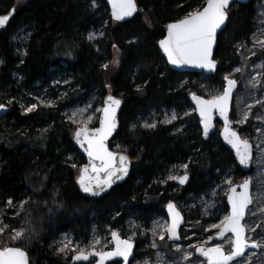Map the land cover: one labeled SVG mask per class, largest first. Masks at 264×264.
<instances>
[{
    "label": "trees",
    "instance_id": "1",
    "mask_svg": "<svg viewBox=\"0 0 264 264\" xmlns=\"http://www.w3.org/2000/svg\"><path fill=\"white\" fill-rule=\"evenodd\" d=\"M259 1L229 7L227 24L216 39L217 69L205 75L169 69L157 44L170 22L202 8L206 0H135L138 12L119 23L111 19L105 0H95V7L94 0H26L19 6H15L16 0H0V16L10 15L0 28V103L8 107L0 118V209L9 199L19 205L29 201L19 215V205L0 215L1 225L6 227L2 244L25 250L29 264H72L74 252H58L62 235L71 238L72 247H86L94 236L107 242L116 231L124 238L133 237L135 258L140 242L132 222L146 225L152 216L164 215L168 201L189 203L214 189L215 219L226 214L229 185L225 178L238 184L249 171H242L220 142L218 124L203 140L194 111L184 114L191 108L188 95H217L223 89L224 74L244 61ZM20 25L27 28V36L22 51L16 53L12 35ZM89 33L96 38L90 41ZM114 56L119 63L108 72L102 64L110 65ZM55 69L68 74L69 98L53 107L37 103L34 111L25 114L14 96L16 87L6 88L13 83L12 71L30 86L46 82ZM108 93L121 100L118 128L108 146L128 155L130 172L123 183L101 197L90 198L76 184L85 159L73 144L77 126L63 112L78 103L91 105L88 111L94 116L89 127H95L96 109ZM173 111L181 119L159 123ZM145 122L157 126L144 128ZM184 163L189 164V180L177 186L167 177L174 165ZM187 210L182 213L184 218ZM198 225L202 227V223ZM21 228L24 238L11 241L13 230ZM215 230H207L204 236L209 238Z\"/></svg>",
    "mask_w": 264,
    "mask_h": 264
},
{
    "label": "snow or ice",
    "instance_id": "2",
    "mask_svg": "<svg viewBox=\"0 0 264 264\" xmlns=\"http://www.w3.org/2000/svg\"><path fill=\"white\" fill-rule=\"evenodd\" d=\"M233 0H206L203 8H195L184 16V18L167 25V36L159 41V48L163 50L164 55L167 57V62L175 67L189 66L194 68L204 69L208 72L216 70V62L213 59V49L216 43L217 31L221 30L222 26L228 18V8ZM112 6V18L116 21L123 20L125 17H130L137 11L134 0H109ZM95 7V0L93 2ZM9 20V16L5 15L0 17V27H3ZM146 21L151 26L150 20ZM102 35V33H101ZM90 41L96 38L95 33H89L87 37ZM134 41H129L133 43ZM112 47L119 52L118 45L113 44ZM264 52V39H254L253 49L250 50L251 55L257 54L256 50ZM251 57H245L250 59ZM114 61L118 64L119 60L114 57ZM109 67L108 63L102 64L105 70ZM257 67H261L257 65ZM235 72H241L242 69L237 67ZM224 80L226 85L223 92L211 96L209 99H203L195 93H191V99L196 105L195 111L199 113L200 123L203 128V135L205 138L209 137V132L213 127L212 115L213 112L219 113L220 117L224 120V131L222 133L224 140L229 144L236 153L239 164L247 167L253 158V145L247 138L241 137L235 130H232L228 116L229 103L232 98L234 89L238 81L236 79L225 76ZM59 83V81H57ZM68 83V81H64ZM248 83L257 88L261 84V80L257 76H252ZM45 107H53V101H41ZM120 100L115 99L112 95H108L104 100L102 108H97V112L102 115L99 120L100 126L95 129H90L88 124L92 121V115H85L87 108L77 109L69 116V121L77 125L74 133L75 142L80 145L88 156V163L80 168V175L77 180L81 190L84 193H89L93 196L99 195L101 192L110 188L116 180H121L128 174L129 159L125 155L112 153L106 147V140L112 135L117 127L116 124V110L120 106ZM255 104L264 107V100L257 99ZM254 104H249L248 109L242 114L240 120L236 123L244 124L248 121L251 109ZM22 107H24L22 105ZM37 108L36 104L29 105L25 108V114L34 111ZM6 110L5 105L0 104V111ZM185 116L190 115L185 112ZM79 117V119H77ZM181 119V117L173 111L169 117L159 123L170 124L173 121ZM257 121L264 124V116L257 115ZM157 123L145 122L142 127L148 129H155ZM135 128V125H133ZM45 131H47L45 129ZM179 131V129H178ZM257 132L264 135L261 129ZM86 146V147H85ZM256 149L264 153V138L257 144ZM71 159V157H69ZM76 167L75 164L71 165ZM179 167L184 170L183 175H177L170 171L167 179L175 180L180 185H184L189 180L188 163L181 165H174L173 168ZM95 174V185L92 183V176ZM101 174L103 177L101 178ZM225 183L229 185L228 189V203L231 206V211L228 215L220 220L219 224H212L210 227L218 229L217 238L223 239L227 233H231L230 238L231 249L225 251L222 245L214 247H205L207 241L200 245H189L195 249V254L204 257L207 264H251V259L256 256L255 251L249 252L248 250H259L264 248V235L257 233V229L261 227V219L264 218V206L249 207L254 204V198L250 194V179H245L240 185H233V181L225 178ZM237 188L240 191H237ZM9 206L13 205V201H7ZM29 201H21L19 215L24 210V206ZM211 207V205H209ZM170 223L159 224L153 228V235L163 241L167 237L169 241H176L180 239L177 232L180 224L183 222L181 213L177 210V206L169 202L167 204ZM246 214L258 216V221L255 226H248L241 221L244 220ZM209 229H206V231ZM4 228H0L3 232ZM256 234V235H252ZM25 231L23 228L14 230L11 235V241H18L23 239ZM257 236L259 238H257ZM112 242L115 247L112 251H104L103 248H98L101 245V239L93 237L86 247L76 245L72 247L73 242L67 241L58 249V252H65L70 250L75 253L72 260L75 262L89 261L90 257H97L96 264H105L107 260L113 257H122L125 264H128V258L131 255L133 244L131 238L121 239L116 231L111 232ZM211 239V237L209 238ZM106 247V244L104 245ZM153 248L156 244L153 243ZM175 251L181 252L180 264H202V262L193 259V253L183 251L180 247L176 246ZM264 255V253H261ZM0 264H29L26 251L20 247L4 245L0 247ZM147 264V262H145Z\"/></svg>",
    "mask_w": 264,
    "mask_h": 264
},
{
    "label": "rangeland",
    "instance_id": "3",
    "mask_svg": "<svg viewBox=\"0 0 264 264\" xmlns=\"http://www.w3.org/2000/svg\"><path fill=\"white\" fill-rule=\"evenodd\" d=\"M25 1L26 0H16L15 6H19ZM26 36L27 28L22 25L18 26L16 31L12 35V44L15 48L16 53L22 51L23 41ZM254 39H264V0H260L257 3L256 27L250 38V44L247 47L245 55V57L251 58L245 59L244 57V61H242L239 66H237L242 69L241 72H235L234 70L237 68L236 67L232 72L224 74V76L230 75V77L238 81V88L235 91L233 97L232 114L230 118L233 123V128L237 131L242 129V131L240 132L241 137L247 138L249 142L253 145V158L251 161L249 173L247 175V178L251 180L250 194L254 198V204L250 205V208L264 206V153H261L255 147L256 144L262 138H264V135H261L257 132L258 128L261 129L262 132H264V124L260 123L255 119L257 115L264 116V107H261L259 104H255V101L257 99L264 100V52H261L257 49V54L255 56L258 57L251 55L250 50L253 49ZM257 65H260L261 67H257ZM114 66L115 61L113 59L111 64L107 68V71L111 72ZM233 73L235 74L234 77L231 76ZM11 74L13 76V83L7 85L6 88H9L10 86L16 87V93L14 96L18 100L22 111H25V108L29 105L37 103L42 104L41 101H53L55 106L57 105L58 101H62L70 95L68 91V83H64V81L69 82V77L63 69L53 70L50 75V78L46 82H37L30 86H25L23 84V78L20 74L16 73V70L12 71ZM252 76H257L261 80V84L257 88H253L248 83L249 79ZM57 81H59V83H57ZM221 92L222 90H220L218 94H220ZM206 98L209 99L211 97L209 96ZM6 101L7 100H5V102ZM249 104H254L255 106L250 110L251 114L249 115L248 121L244 124L236 123V121L241 119L242 114L244 112L249 111ZM22 105L24 107H22ZM85 107L86 105H80L78 103L73 107L66 108L63 114L69 120V116L72 114V112L76 111L77 109H83ZM189 111L194 110L191 107L190 110H188L187 112ZM85 115L94 116L92 112L88 111V108ZM167 117L169 116H166L165 119ZM77 119H79V117H77ZM91 122L88 124V127L90 126ZM170 171L177 175L184 174V171L180 172L178 168H171ZM242 181H239L237 183H241ZM194 198L189 201V203H184L181 200H173L177 208L183 214L184 208L188 209L185 213L187 214V216L184 218V225L180 228L179 234L181 237V241L179 243H171L167 240V237L165 238V240L161 241L158 236L153 235V228L157 225V223H168V219L165 213L164 215L152 216V218L146 225L142 221L132 222L131 229L135 227L138 229V241L140 242V247L138 250V256L133 258L130 261V264H145V262H147V264H180L181 252L175 251L176 246L180 247L183 251L193 253L194 260L200 261L202 262V264H205V261L203 259L195 255V249L189 247V245H200L207 241V237L204 236L206 229H215L211 228L210 226L212 224H219L220 220H222L224 216L227 215V213L218 218L217 220L215 219L218 212L216 209L217 202L214 195V189H212L210 193L205 192L202 195ZM18 205V203H13L12 206L7 205L5 208L0 209V215L4 214L7 210L16 209ZM209 205H211V207H209ZM258 218L259 214L258 216L246 214L242 223L248 226H255V223L258 221ZM260 219L261 227L257 229V233H259L260 235H264V227L262 224L264 218ZM200 223H202V227L204 226L203 228L198 225ZM0 228H4V230L6 229L5 226L1 225V220ZM217 230L218 229L215 230L214 234H216ZM3 232H0V247L8 245L7 243L2 244L1 242V234ZM231 236V234H227L222 240L218 242L206 243L205 246L212 247L216 245H222L225 251H230ZM95 237L100 238L99 236ZM126 238L133 239L132 236H127ZM257 238L259 237L257 236ZM69 240L71 241V238H69L68 235H62L59 239L58 247L60 248L63 243ZM153 243L156 244L155 248L152 247ZM105 244L106 247L104 246ZM101 245L99 248H103V250L111 248L110 240H108L107 242L101 240ZM251 251H255L257 253L256 256L252 257L251 264H264V255H261V253H264V248L259 250H250L249 252ZM88 264H91V262Z\"/></svg>",
    "mask_w": 264,
    "mask_h": 264
},
{
    "label": "water",
    "instance_id": "4",
    "mask_svg": "<svg viewBox=\"0 0 264 264\" xmlns=\"http://www.w3.org/2000/svg\"><path fill=\"white\" fill-rule=\"evenodd\" d=\"M249 1H251V0H233V2L230 4V6H231L233 3L245 4V3H248ZM134 2H135V0H134ZM105 4H106V6H107V8H108V10H109V14H110V16H111V19H112L113 21H115V22H118V23H119V22H124V21H126V20L132 18V17L135 15V13L138 12V7H137V4H136V2H135L136 7H137V11H136L135 13H133V15L130 16V17H125L123 20L116 21V20H114V19L112 18V6H111V4L109 3V0H105ZM205 4H206V2H205ZM205 4H204V6H205ZM230 6H229V7H230ZM202 8H203V7H202ZM202 8H201V9H202ZM228 9H229V8H228ZM11 13H13V10H11ZM2 16H5V15H2ZM2 16H0V17H2ZM8 16L10 17V15H8ZM183 18H184V17H183ZM181 19H182V18H181ZM179 20H180V19H179ZM176 21H178V20H176ZM176 21H173V22H170V23H174V22H176ZM6 23H7V22H6ZM170 23H169V24H170ZM226 24H227V20H226V22H225V25L222 26L221 30H218V31H217V36H218L219 33L224 29V27L226 26ZM5 25H6V24H5ZM5 25H4V26H5ZM4 26H3V27H4ZM0 28H2V27H0ZM166 36H167V26H166V28H165L164 37H163L162 39H164ZM162 39H161V40H162ZM216 39H217V38H216ZM215 46H216V43H215V45H214V49H213V59H214L215 62H216V69H217L218 62H217V60L214 58V50H215ZM157 48H158V50H159L161 56L164 58L165 63H166V65L168 66V68L171 69V70H173V71L180 72V73H197V74H199V73H203V74H205V75H211V74H213V73L216 71V70H215V71H213V72H208V71H205L204 69L194 68V67H189V66L175 67V66H173V65L168 64V62H167V57L164 55L163 50L159 48V42H158V44H157ZM224 77H225V76H223V77L221 78V80H222V82H223V88H224L225 85H226V81L224 80ZM230 78H232V77H230ZM233 79H234V78H233ZM237 87H238V83H237L236 88H235L234 91H233L232 98H231L230 103H229V111H228L229 119H230L231 109H232V105H233V97H234V93H235V91L237 90ZM222 92H223V89H222ZM222 92H221V93H222ZM108 95H112V94H111V93L106 94V96H105V97L103 98V100H102V104H101V107H100V108L103 107V105H104V100H105V98H106ZM197 95H198V94H197ZM112 96H113L115 99L120 100V98H118L117 96H114V95H112ZM198 96H200V97L203 98V99H208V98L203 97V96H201V95H198ZM187 100H188V103L190 104V106L193 108V110H194V114H195V116H196L197 119H198V123H199V128H200V132H201V137H202V139H203V140H207V139L210 137V135H211L212 133L215 132V121H218V122L220 123V125H221V127H220V129H219V131H218V136H219L220 142L223 144V146H224L226 149H228V150L231 152V154L233 155V158H234V160H235L236 165H237L242 171H244V172L249 171L250 166H251V161H252V160L250 161V163H249V165H248L247 167L240 165V164H239V161H238V159H237V157H236V153H235V151L232 149V147H231L229 144H227V143L225 142L224 137H223V135H222V133H223V131H224V120L220 117L219 113H217V112H213V115H212L213 127H212V129L210 130V132H209V137H208V138H205L204 135H203V128H202V125H201V123H200V116H199V113H198L197 111H195V109H196V105H195V103H194V102L192 101V99H191V94L188 95ZM120 102H121V100H120ZM3 105H4V104H3ZM120 107H121V103H120L119 108L116 110V124H117V127H116L115 130L113 131L112 135L108 137V139L106 140L105 143H106V147L108 148V150L111 151L112 153L116 154L117 156H119V155H125V156L128 157V155H126L125 153L120 152V151H113V150H111V149L109 148V146H108V142H109V140L113 137V135L115 134V132H116V130H117V128H118V115H119ZM5 109H6V110L0 111V118H2L3 116H5L6 113H7V111H8V107H7L6 105H5ZM101 115H102V113L99 112V114H98V118H97V124H96V126H95V127H89L90 129H95V128H98V127L100 126V124H99V120H100ZM230 121H231V120H230ZM231 128H232V130H235V129L233 128V124H231ZM75 131H76V129H75ZM75 131H74V133H75ZM235 131L239 134V132H238L237 130H235ZM239 135H240V134H239ZM73 144H74V146L76 147V149L79 151V153L84 157V159H85V164H84V165H86V164L88 163V156H87L86 152L83 150V148H81L80 145H78V144L75 142L74 134H73ZM85 147H86V146H85ZM128 159H129V162H130V158H129V157H128ZM84 165H83V166H84ZM83 166H82V167H83ZM130 166H131V162L129 163L128 174H127L126 176H124L123 179H121V180H116L115 183H113L112 186H111L110 188H107L105 191L101 192L99 195L93 196V195H91V194H89V193H84V192L81 190L79 184L77 183V180H78L79 175H80V170H79V174H78V176H77V178H76V184H77V187H78L79 191L81 192V194L84 195V196H86V197H90V198L101 197V196H103L104 194H106V193H107L112 187H114V186H116V185H119V184L123 183V182L127 179L128 175H129V172H130ZM182 175H183V174H182ZM102 177H103V174H101V178H102ZM91 179H92V183H93V186H94V185H95V174H93V176H92ZM247 179H248V178H247ZM242 183H243V181H242L241 183L233 184V185H240V184H242ZM174 184H175V185H178V186H184L186 183H185L184 185H180L177 181H174ZM228 189H229V188H228ZM237 191L239 192L240 189L237 188ZM227 197H228V190H227V193H226V195H225V203H226V206H227V215H228V214L230 213V211H231V206H230L229 203H228V198H227ZM169 202L174 203L173 201H169ZM169 202H167L166 205L164 206V213H165V215L167 216L168 223H170V217H169L168 209H167V204H168ZM174 204H175V203H174ZM177 210L181 213V216H182V218H183V222L180 224L179 228L177 229V232H178V234H179V232H180V228L184 225V217H183L182 212H181L178 208H177ZM241 223H242V221H241ZM262 224H263V227H264V220H263ZM218 231H219V230H218ZM218 231H217V233H218ZM217 233L214 234V235H212V236H210L211 239H209V238H210V237H209V238L207 239V243L218 242V241L222 240V239H218V238H217ZM227 234H231V233H227ZM227 234H226V235H227ZM231 235H232V234H231ZM179 236H180V234H179ZM120 238H121V239H128V238H124V237H122L121 235H120ZM109 240H110L111 248L108 249V250H104V251H112V250L114 249V247H115L114 243L112 242L111 233L109 234ZM167 240H168V239H167ZM131 241H132V244H133V248H132L131 255H130L129 258H128V264H129V262H130V261L133 259V257H134V251H135V246H136L135 241L132 240V239H131ZM168 241H169V240H168ZM169 242H171V243H179V242H180V239H179V240H176V241H169ZM15 247H16V246H15ZM205 247H208V246H205ZM212 247H214V246H212ZM248 251H250V250H248ZM26 254H27V252H26ZM73 255H75V253H74ZM73 255H72V256H73ZM195 255H197V254H195ZM72 256H71V263L74 264V262H73V260H72ZM197 256H198V255H197ZM27 257H28V254H27ZM199 257H200V256H199ZM200 258L203 259V260L205 261V264H207V261L204 259V257H200ZM97 259H98L97 257H90L89 261H79V262H75V264H88L91 260H93V262H92L91 264H96V260H97ZM28 262H29V259H28ZM114 262H117L118 264H125V262L123 261V258H122V257H113L112 259L107 260V261L105 262V264H113Z\"/></svg>",
    "mask_w": 264,
    "mask_h": 264
},
{
    "label": "flooded vegetation",
    "instance_id": "5",
    "mask_svg": "<svg viewBox=\"0 0 264 264\" xmlns=\"http://www.w3.org/2000/svg\"><path fill=\"white\" fill-rule=\"evenodd\" d=\"M232 110V109H231ZM218 124V131H219V129H220V127H221V125H220V123L218 122V121H215V130H216V125ZM233 124V123H232ZM240 134V133H239ZM241 136V135H240ZM178 186V185H177ZM217 233V232H216ZM208 239V238H207ZM134 258V257H133ZM91 263L93 262V260H91L90 261ZM89 262V263H90ZM113 264H118L117 262H114ZM129 264H130V262H129Z\"/></svg>",
    "mask_w": 264,
    "mask_h": 264
}]
</instances>
